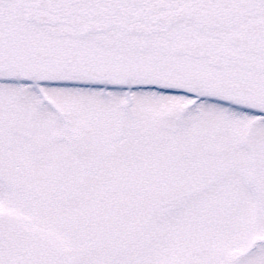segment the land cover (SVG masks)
Wrapping results in <instances>:
<instances>
[{
  "label": "snow or ice",
  "instance_id": "obj_1",
  "mask_svg": "<svg viewBox=\"0 0 264 264\" xmlns=\"http://www.w3.org/2000/svg\"><path fill=\"white\" fill-rule=\"evenodd\" d=\"M0 264H264V0H0Z\"/></svg>",
  "mask_w": 264,
  "mask_h": 264
}]
</instances>
